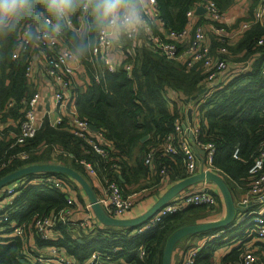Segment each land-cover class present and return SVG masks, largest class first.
<instances>
[{"label":"trees","instance_id":"1","mask_svg":"<svg viewBox=\"0 0 264 264\" xmlns=\"http://www.w3.org/2000/svg\"><path fill=\"white\" fill-rule=\"evenodd\" d=\"M83 0H78L79 7L70 17L75 22L81 10ZM205 1L214 3L221 15L230 7L234 0H156L161 29L156 27L153 31L164 39L169 32L178 33L190 27L187 13ZM32 16L10 24L0 26V122L10 120V127H3L4 134L0 141V164L6 166L0 170V179L18 169L45 163H57L80 173L90 183V178L82 166L76 161L86 160L91 162L101 178L115 181L124 189L121 178L126 183L137 182L140 177L148 176L149 168L153 165L160 180L170 178L177 182L188 177L183 157L181 155L164 154V141L166 137L178 133L174 129V122L184 123L185 107H177L173 102L169 109L168 94L172 92L179 95L177 99L183 106L185 99L196 95L205 83V71L201 63L192 68L185 67L179 61H167L155 51V44L148 39L143 30L133 39L123 37L120 39L119 50L124 54L123 62L116 67L114 72L102 70L101 80L95 83L94 75L89 77L86 89H75V106L80 119L85 120L90 126L103 135L106 147L109 150L108 162L98 160L94 155L87 153L83 142L74 137L61 124L52 127L48 120H43L36 135L28 139L24 145L13 146V139H7L10 132H18L12 125L21 117L19 102L28 98L25 69L30 63V51L37 48L45 54L46 62L52 56L47 47L40 46L32 41L29 51L22 54L18 60L12 59L15 50L17 35L23 26L38 28L43 23V15L49 16L54 22V17L44 9L43 0H33ZM257 0H251L248 16L239 25L231 28L224 23L210 22L204 17H199L195 24H213L215 28L237 31L242 23L249 26L240 33L235 41L225 39L220 41L213 34L209 35L210 53L218 55L220 47H225L230 52L228 56L230 67L232 64H247L249 68L236 73L214 86L211 90L199 96L192 104L195 107L194 116L198 120V141L211 142L215 146L213 167L215 172L227 181L234 197L246 192L250 182L248 170L259 153L261 142L264 138V19L253 22L252 9ZM40 14V18L36 16ZM85 15V20L87 19ZM251 25L246 22H250ZM51 30V29H50ZM99 29L89 26L81 33L65 27L61 22L58 32L65 45L72 49L83 67H90L85 60L89 56ZM55 33V31H53ZM262 40V44L258 41ZM82 42H86L87 50L77 54L76 50ZM90 49V50H89ZM181 50L184 47L181 46ZM131 65V74L127 75L125 66ZM93 68V67H92ZM9 102L13 106L6 109ZM179 110L181 112H179ZM195 124H192V126ZM146 138L144 141L142 139ZM139 147L136 165L132 169L128 162L132 160L131 154ZM237 149V158L233 153ZM21 154V155H20ZM150 155L151 165H146L144 160ZM24 156V158H22ZM134 158V157H133ZM116 165L117 169L112 168ZM120 174V175H119ZM128 174V175H127ZM39 175H28V178ZM67 178L61 174H43ZM22 186V185H21ZM5 188L1 189L4 190ZM74 191L77 186L74 184ZM125 191V189L123 190ZM65 192L45 185L25 184L16 189L12 204L4 210L8 217L0 223L3 234L12 232L10 222L24 225V236L0 237V264H38L33 261V247L30 240L34 241L35 249H44L46 246L63 248L74 264H83L92 252H99L103 257L102 264H161L163 248L168 237L184 225L194 224L200 216L192 220L184 219L186 216L196 215V211L207 213L215 208L204 206H190L174 215L167 216L153 231L145 234L134 235V228L96 227L93 230L79 233L73 239V233L59 224L55 228L58 234L54 241H42L33 232L36 217L47 216L52 211H59L66 206ZM125 193V192H124ZM78 202L83 201L78 197ZM218 205L221 199L218 198ZM227 230L226 241L221 244L237 242L239 236H233V231ZM219 230L197 234L199 237H210ZM215 241L207 242L199 250L195 264H213V253L220 247ZM145 250L146 257L138 258V249ZM188 248V247H186ZM184 248V249H186ZM239 248H233L222 258L221 264H240Z\"/></svg>","mask_w":264,"mask_h":264},{"label":"built area","instance_id":"2","mask_svg":"<svg viewBox=\"0 0 264 264\" xmlns=\"http://www.w3.org/2000/svg\"><path fill=\"white\" fill-rule=\"evenodd\" d=\"M88 2L89 0L82 1L81 10L76 16L77 22L69 18L66 21H62L63 25L75 33L83 32L85 29V15L87 14ZM141 4L145 19L148 21V29L143 30V32L155 44V51L163 59L167 61H179L187 68H192L198 63H201L206 75L204 83L205 90H211L214 86L221 83L225 77H230L249 68V62L247 64L238 63L235 67H230L228 59L230 52L225 47L219 48L217 56L212 55L210 53L209 39V35L213 34L220 41H224L225 39L235 41L242 31L249 28L247 24L241 25L233 36L227 35L226 30L223 28H215L213 24H190L189 28L178 33H166L165 38L162 39L153 31L154 27L162 31V23L158 16L156 0H141ZM198 6H202L205 9L204 15H206V19L210 22L225 24L226 15H221L214 3L205 1ZM196 7L187 13L189 19H191ZM42 19V25L37 29L34 28V33L30 32L31 26L29 25L20 28L15 50L12 53V59L18 60L22 54L29 51L32 41L50 49L52 56L46 62L44 74L48 78L53 91L56 116L50 119L43 113L39 115L37 107L40 95L39 93H33L28 98L19 102L21 117L14 121L12 125L18 129V132H10L7 139H13V146L24 145L28 139L36 135L43 120L46 119L52 127L65 124L66 129L74 137L83 142L86 146L87 153L94 155L102 162H108L109 150H107L108 148L105 145L103 135L98 131L93 132L90 129V125L85 120L80 119L76 111L73 81L76 76L77 65L80 64V61L74 52L65 45L59 33H53L52 26L56 24L54 20L46 15H43ZM263 19L264 0H257L256 7L253 11V22L256 23ZM225 25L228 27L227 24ZM136 34L125 37L127 39H133ZM258 44H262V40H259ZM181 46L184 47L183 51L181 50ZM114 50L113 40L99 29L89 56L101 64L100 71H115L117 66L112 61ZM100 71L97 70L94 73L93 79L95 83H99L101 80L102 73L98 74ZM125 71L130 76V64L125 66ZM32 72L33 67L29 63L25 69L26 80H30ZM262 72L264 73V71ZM13 104V102H9L6 109L11 108ZM191 107L192 117L197 122V114L194 116L193 113L195 107H193V104H191ZM192 124L186 125V128L182 129V122L178 120L174 122V129L178 133V138L175 140L174 135L166 137L163 146L164 154L181 155L188 177L202 171L216 173L213 167L215 146L211 142L200 143L198 141L199 129L196 124L193 126ZM3 127L0 122V141L4 134L7 135V133L3 132ZM233 158H237V149L233 153ZM76 162L82 166L90 179L95 178L100 184L101 193L97 196V202L108 215L123 219L132 211L135 205L134 198L131 195H126L120 185L113 180L101 178L91 162L83 159ZM144 163L149 166L151 165L150 155H147ZM5 166V163H1L0 170L5 168ZM112 168L117 169L116 165H113ZM248 175L250 182L246 192L235 197L237 205L235 223H241L240 228L236 232V236H239L237 241L239 245L237 248L241 251L239 254V262L240 264H264V138L261 142L259 153L254 158L248 170ZM25 184L45 185L49 188H55L65 192L66 206L64 208L59 211H52L47 216L35 218L33 232L40 240H56L58 234L55 232V228L58 224L67 230H71L72 227L76 226L85 231L93 230L96 227L102 228V225L95 219L88 202L82 205L83 219L80 222H76L74 219L76 204L72 197L75 184L73 180L53 175L45 176L43 174L39 178L38 176L32 178L24 177L17 182L16 187L0 190V223L8 219L4 215V210L12 204V199L16 195V189ZM199 184H203V186L198 190L179 193L176 197L168 201L147 222L140 227L134 228L133 234L140 235L153 231L167 216L179 213L190 206L217 207L218 198H221V196L216 186L214 185L215 187L212 188L211 183L205 182ZM243 223L246 227L242 230ZM10 226L12 227V232L9 235L3 234L1 232L3 228H0V237L24 236V225H17L12 221L10 222ZM226 232L227 230H219L214 235L207 237L199 246L186 248L183 251L180 264H195L196 256L203 245L207 242L222 238L221 241H226L228 239L225 236ZM233 240L235 241V239ZM33 252V261L38 264H74L63 248L46 246L44 249L37 250L33 247ZM137 253L139 259L146 257L145 250L142 247L138 249ZM102 262V255L95 251L90 254L83 264H102Z\"/></svg>","mask_w":264,"mask_h":264},{"label":"crops","instance_id":"3","mask_svg":"<svg viewBox=\"0 0 264 264\" xmlns=\"http://www.w3.org/2000/svg\"><path fill=\"white\" fill-rule=\"evenodd\" d=\"M250 4H251V0H234L233 4L230 7H228L225 12L226 14L225 24H227L228 28L239 25L242 20H245L247 18ZM255 7L256 5L253 6L252 14H253ZM194 12L190 19V24H195L196 21L199 20V17H204L206 19V15L204 14L195 15ZM246 23H249L251 25V20L250 22H246ZM243 24L244 23H242L241 25ZM236 32L237 31L231 30L229 31V33L227 32V35L233 36ZM113 43H114L115 50H114V56L112 57V61L118 67L123 62L124 54L121 53L118 47L120 45L119 44L120 40L113 41ZM29 53H30V63L32 64L33 72L31 74L30 80L29 81L27 80L26 82L27 91L29 95L33 93H39L40 95V99L38 101V107H37L38 114L41 115L43 113L50 119H53L56 116V112L54 111L53 91L50 86L48 78L44 74V68L46 65L45 54L42 51L38 50L37 48L32 49ZM89 55H90V51H89ZM85 60L87 61L88 64H90V67L85 68L81 65V63L78 64L77 69H76L77 71L76 76L73 81L74 88L75 89L77 88L79 90L81 89V91L85 90L86 86L89 84V77H91V75H94L95 71L97 72V70L100 71L101 69V64L97 60L93 59L91 56L86 57ZM235 65L236 64L231 63V66H235ZM168 95L170 97L169 103H168L169 109L172 108L173 102H175L177 107L179 106V108L181 109L185 107V115H186L187 107L191 105L187 104L186 106H183V104L177 100L179 99V95H175L172 92H170ZM179 112L181 111L179 110ZM192 123L198 124V121L196 122V120H194L193 117H191V123H188L187 118H186L183 124L189 125ZM10 125H11L10 120H6L5 122L3 121L4 127L9 128ZM138 151H139V147L137 146V150H135L133 154L134 158H132V160L128 162V165L132 169H134L136 165V158L138 155ZM120 179L124 183L123 187L125 189L124 191L125 194L131 195L134 198V202H135V205L132 211L128 215H126L123 219H133V218L141 216L146 211H148L154 205V203L173 184L177 183V180L172 181L170 180V178H167V177L166 178L161 177L159 180L157 178V174L154 170L153 165H151L149 168L148 176L143 175V177H140L137 180V182L126 183L125 178L120 177ZM90 185L92 186L97 196H99L101 193V186L97 182V180H95V178L90 179ZM202 186L203 184L193 185L189 187L188 189L184 190L183 192L196 191ZM211 187L214 188L215 187L214 184H212ZM77 188L78 189H76L73 192L72 197L74 198L75 204H76V208L74 210L75 212L74 219L76 220V222H80L83 219V211H82V204L78 202V197L81 198L83 203H87L88 200L85 197L83 191L79 188V186H77ZM223 216H224V204H223V201L221 200L220 205L215 207L214 211L211 212V214L209 212L202 213L201 217H199V220H197L196 223L218 220V219L223 218ZM70 231L73 233V239H75L76 235L79 236V233H81V231L85 233L78 226L72 227ZM206 238H207L206 236L199 237L197 235H192L190 237H186L182 239L181 240L182 243L178 244L174 248V251L172 253L171 264H180L183 251L185 250L184 248L197 247L200 244H202L206 240ZM29 244L30 246L35 247L34 241L30 240ZM214 244H217V243L215 242ZM225 245H228L229 248L225 247ZM225 245L222 248L220 247L221 249L217 248L214 251L213 259H212L213 264H221L222 258L226 254H228L231 251V249L237 248L239 243L232 240V244H225Z\"/></svg>","mask_w":264,"mask_h":264},{"label":"water","instance_id":"4","mask_svg":"<svg viewBox=\"0 0 264 264\" xmlns=\"http://www.w3.org/2000/svg\"><path fill=\"white\" fill-rule=\"evenodd\" d=\"M195 15L205 14V9L202 6H198L195 9ZM31 33L35 32L33 26L30 29ZM205 92L203 87L196 95H193L187 99L185 102L191 105L199 96ZM186 118L188 123H191L192 117V107H187ZM186 128V125H182V129ZM93 132H97V129L90 126ZM146 139V138H145ZM143 139V140H145ZM39 174H61L64 175L75 182L77 186L83 191L88 203L91 206L92 213L98 223L104 227H118V228H136L147 222L154 214H156L168 201L176 197L179 193L188 189L193 185L199 183H212L216 186L220 193L221 199L224 204V216L221 219L200 222L189 225H184L179 229L175 230L166 240L161 264H171L172 253L178 241L189 237L191 235H197L200 233H205L213 230H223L229 229L233 231V236H236V232L240 228L241 223H235V214L237 210L236 199L230 191L229 187L217 173L206 171L199 172L198 174L186 177L185 179L173 184L155 203L154 205L139 217L133 219H119L108 215L104 209L97 202V194L94 192L90 183L77 171L71 169L70 167L57 164V163H45L30 165L16 171H13L0 179V190L3 188L16 187L17 182L27 177L28 175H39Z\"/></svg>","mask_w":264,"mask_h":264},{"label":"clouds","instance_id":"5","mask_svg":"<svg viewBox=\"0 0 264 264\" xmlns=\"http://www.w3.org/2000/svg\"><path fill=\"white\" fill-rule=\"evenodd\" d=\"M44 9L57 21L52 30L59 32L61 22L68 20L80 6L78 0H43ZM33 0H0V26L13 24L32 16ZM85 28L95 26L113 41L148 29L141 0H89ZM40 18V14L36 19ZM82 42L76 50L82 55L87 50Z\"/></svg>","mask_w":264,"mask_h":264},{"label":"rangeland","instance_id":"6","mask_svg":"<svg viewBox=\"0 0 264 264\" xmlns=\"http://www.w3.org/2000/svg\"><path fill=\"white\" fill-rule=\"evenodd\" d=\"M168 99H170V97H169V95H168ZM137 150V149H136ZM135 152V151H134ZM134 156H133V154H131V158H133ZM225 181V180H224ZM225 183L227 184V181H225ZM227 186L230 188V186L227 184ZM200 215H202V211H196V215H194V216H186V215H184V219H186V220H192L194 217H196V216H200ZM204 215V214H203ZM245 224L243 223L242 224V230L243 229H245ZM75 229V228H74ZM75 235V234H74ZM192 236V235H191ZM190 237V236H189ZM223 239V238H222ZM222 239H217L215 242L218 244V245H220V247L222 248L225 244H220L222 241ZM180 243H182V241L180 240V241H178V243L176 244V246L178 245V244H180ZM219 247V248H220ZM225 247H227V248H229V246L228 245H225ZM220 248V249H221Z\"/></svg>","mask_w":264,"mask_h":264}]
</instances>
